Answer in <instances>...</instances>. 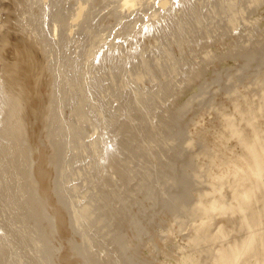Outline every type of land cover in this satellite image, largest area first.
Masks as SVG:
<instances>
[{
  "label": "rangeland",
  "instance_id": "374dc122",
  "mask_svg": "<svg viewBox=\"0 0 264 264\" xmlns=\"http://www.w3.org/2000/svg\"><path fill=\"white\" fill-rule=\"evenodd\" d=\"M157 1L0 0V264H264V0Z\"/></svg>",
  "mask_w": 264,
  "mask_h": 264
},
{
  "label": "bare ground",
  "instance_id": "6f19581e",
  "mask_svg": "<svg viewBox=\"0 0 264 264\" xmlns=\"http://www.w3.org/2000/svg\"><path fill=\"white\" fill-rule=\"evenodd\" d=\"M127 1V0H125ZM156 2H158L156 0ZM220 2V0H219ZM236 2V1H235ZM221 3V2H220ZM220 3L219 6H220ZM224 3V0H222V4ZM234 2L230 3L229 6H228V3L227 6L225 7L224 5L220 6V11H222V9L224 8L225 10L228 9V10H231V11H235V9L237 8L238 5H235V3L233 4ZM157 4V3H156ZM240 5V4H239ZM219 6H216L217 8ZM222 8V9H221ZM242 8V6H241ZM244 8V7H243ZM158 10V9H157ZM215 10V9H214ZM239 9H237L238 11ZM244 10H246L244 8ZM243 10V11H244ZM46 11V10H45ZM216 11V10H215ZM242 11V10H241ZM219 12V10H218ZM57 13V12H56ZM55 14H52V16L54 15L53 17V27L51 29V34L53 35V37H55L57 35V32L59 31V26L62 24V20H59L57 19L56 17L58 18H61L59 15H56ZM51 16V17H52ZM50 17V18H51ZM64 23V21H63ZM66 23H64L65 25ZM97 38V37H96ZM100 38V37H99ZM100 40V39H99ZM93 54V53H92ZM91 54V55H92ZM90 55V56H91ZM3 93V92H2ZM14 98V97H13ZM13 101V100H11ZM17 111V110H16ZM16 114V113H15ZM8 127V126H7ZM17 133V132H16ZM4 137V136H3ZM3 139V138H2ZM0 139V140H2ZM6 140V138H4ZM3 139V140H4ZM10 139V138H9ZM8 139V140H9ZM13 139V138H11ZM7 141V140H6ZM5 141V142H6ZM3 142V141H2ZM8 143V142H7ZM5 144V143H4ZM1 145V144H0ZM3 145V144H2ZM14 146V145H13ZM6 147V146H5ZM247 148L249 149V154H250V158H249V161L246 163V165H241V164H238L235 166V171H234V174L235 175H239L242 177V175H246L248 174L250 177L254 178L255 181H254V184L253 185H250L248 187H244L242 189V191L240 192L239 196L242 200V202H247V201H250L253 196H254V190H249L248 188H253V187H257L259 185L260 182H258L259 180V177L264 169V148H262L260 150V148H252V146H247ZM3 149V147H1V150ZM6 150V149H5ZM4 150V151H5ZM13 150V149H12ZM2 152V151H1ZM2 154V153H1ZM0 154V155H1ZM6 154V153H5ZM2 158V157H1ZM3 162V161H2ZM2 166V165H1ZM241 177H239V180H241ZM2 178V177H1ZM238 182V181H237ZM241 182V181H239ZM6 183V182H5ZM2 184V183H1ZM4 186V185H3ZM2 187V186H1ZM5 188V187H4ZM1 190V189H0ZM7 190V189H6ZM2 191V190H1ZM2 194V193H1ZM237 197H238V193H237ZM220 209H226V207L224 206H217L215 204H212L210 205L208 208H207V211L208 212H212V211H216V210H219L221 211ZM204 212V213H208V212ZM224 213V212H223ZM253 238H254V234L252 232H250L248 230V238L247 240L244 242V244L242 245V247L240 249H238L237 247H230L229 248V252H227L225 254V250L224 248H222L223 250V253L221 256L218 257V261H217V264H238L240 259H241V256L243 255V252H244V249H246L248 246H251L252 242H253Z\"/></svg>",
  "mask_w": 264,
  "mask_h": 264
}]
</instances>
